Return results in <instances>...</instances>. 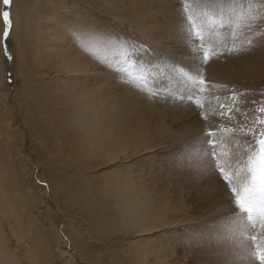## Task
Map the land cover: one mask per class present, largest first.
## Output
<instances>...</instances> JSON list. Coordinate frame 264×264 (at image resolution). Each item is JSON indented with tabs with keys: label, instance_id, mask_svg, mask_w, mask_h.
<instances>
[{
	"label": "bare ground",
	"instance_id": "bare-ground-1",
	"mask_svg": "<svg viewBox=\"0 0 264 264\" xmlns=\"http://www.w3.org/2000/svg\"><path fill=\"white\" fill-rule=\"evenodd\" d=\"M97 1L12 0L8 6L12 23L10 36L16 44V69L21 79V88L14 95L9 93L4 78L5 40L0 17V264H55L53 248L60 245L66 248L68 244L55 228L53 218L46 216L45 211L40 209V205L44 204L42 189L38 185L35 187L33 181H24L26 174L31 176L33 173L16 158L20 157L18 137L21 129H26L25 126L35 148V157L38 159L39 155L44 156L41 159L43 172H40L39 177L49 178L52 195L55 198L61 197L63 203L65 200L75 208L73 210L65 206L71 211L68 218L66 215L67 224L63 228L67 241L80 258L89 261L88 263L151 264V258L152 263L169 264L167 258L172 248L162 237H166L167 232H174L178 227L184 226L185 221L192 220L184 199L171 201L166 196L157 195L156 199L153 197V201L149 193L139 189L135 183V177L139 175L136 174L137 171H132L137 164L128 162L136 161L135 158L150 157L155 151L154 147L164 142L169 147H175L186 138L201 136L205 127L197 122L196 114L191 116L193 122H197L196 125H181L177 130L172 129L161 118L150 122L149 118L136 115V93L133 91H140L129 90L128 85L125 86L127 89L124 88L126 94H119L117 98L113 96L110 104L106 105L99 98L104 91L110 92L112 78L120 74L100 70L103 60L108 61L107 58H101V40L110 34L95 25L97 22L101 23ZM172 3L169 8L174 7L173 0ZM114 7L121 10L122 4ZM5 9L6 6L0 0V11ZM84 9L92 13V20L85 18L80 11ZM149 12L144 11L143 15H148ZM135 22L134 19L133 23L136 25ZM179 28L178 26L177 29ZM142 32L144 33L143 30ZM187 34L183 29L174 33L177 35L175 44L180 43L181 39L184 43V39H188ZM149 43L155 46L160 43V39L149 40ZM161 47H165L167 51L170 45ZM210 70L213 74H222L221 67L216 63ZM249 72L261 75L263 70L255 65L254 68L250 67ZM12 100L18 101L22 117L13 114ZM147 106L153 113L152 105ZM188 155L191 156L189 153ZM174 156L180 162L186 161L181 150ZM193 157L197 163V171H193L192 183L199 184L203 193L208 194L211 206L210 213L202 218L197 217L194 223L204 227H208L206 224L210 223L211 226L214 225L213 228L210 227L214 230L221 223L214 222L212 225L214 217L223 218L234 208L226 197L223 184L216 176L204 173V164H199L200 157L197 158L194 153ZM90 158L100 161L98 167L104 169L100 173L104 177L101 185L103 193L99 192L97 196L102 194L103 199H112L111 204L104 199L106 203L101 206L96 198L87 194L84 187L78 186L79 183L73 180V176L65 173L74 163L79 166ZM30 187L39 190V204L33 203L35 197L30 193ZM125 190L129 192L122 197ZM72 215H79L86 226L95 225L101 234L108 227H113L112 233L128 236L130 240L124 251H121V256L110 254V261L101 263L99 251L96 253L94 249L95 243L84 239L80 228L70 219ZM232 217L230 214L224 218L226 221L223 220L220 225L227 232L221 230L218 238V242L227 244L223 240L224 233L232 243L228 247L221 246L212 260L217 259L216 264H249L247 242L242 238L239 224ZM194 239L195 243L200 242L198 237ZM62 262L70 264L64 258Z\"/></svg>",
	"mask_w": 264,
	"mask_h": 264
},
{
	"label": "rangeland",
	"instance_id": "rangeland-1",
	"mask_svg": "<svg viewBox=\"0 0 264 264\" xmlns=\"http://www.w3.org/2000/svg\"><path fill=\"white\" fill-rule=\"evenodd\" d=\"M173 2L174 7L169 8L170 4L173 5L172 0L97 1L99 4L97 7L100 9H97V13L100 14L99 21L101 23L97 22L95 25L109 31L110 34L108 37L106 36L107 38L101 40L100 51L102 53L100 55L102 60L107 58L108 61L103 60L100 70L109 74H120V76L118 75L120 78L118 76L112 78L110 92L104 91L102 95L98 96L105 101L106 105L110 104L114 99L113 96L117 98L119 94H126L125 89L127 88L125 86L128 85L129 90L137 89L140 91H133L136 93V98L134 97L137 104L134 107L136 115L149 118L150 122L153 119L161 118L166 124L169 123L168 125L172 129L176 130L181 125L193 126L197 122L205 127V130L200 133L201 136L186 138L185 141L175 147H169L164 140H161L164 143L154 147L155 151L151 153L150 157L135 158L136 161L133 160L128 163L134 162V164H137L132 169L134 172L137 171L136 174L139 175L135 177L137 178L135 183L139 189L145 191L144 193H149L150 198H155L157 195L166 196V198L172 199L171 201L182 198L189 207L188 215L192 219L191 222L185 221L184 226L178 227L174 232H167V236L162 237L167 241V245L172 248L167 263L216 264L217 259L212 260L216 251L221 246L228 247L232 243L224 233H222L223 240L227 244L218 242L221 230L227 232L220 224L223 220L226 221L224 218L230 216V214L234 215V210L226 216H222L223 218H219L220 216L214 217L212 225L214 222L216 224L221 222L219 226L214 227L215 231L211 229L214 225L211 226L210 223L206 224L208 227L194 223L197 217L202 218L208 212L210 213L211 206L208 202V194L203 193L201 187L198 186L199 184L192 183V179H194L193 171L196 167L195 164H197L193 153L197 158L200 157L199 164L203 165L205 162L204 153L208 147L203 142V136L209 131H216L217 136L222 137L215 145L218 162L223 163L226 157L222 153L230 154L236 151L235 142L230 140L231 133L229 129L239 128L245 121L252 122L257 119H264V113L260 111L261 108H264V19L251 24L244 14L237 10L236 13L231 15L230 23L225 28L219 29L213 27V25H218L221 22L218 18L221 8L225 12V21H228L231 0H173ZM119 3L122 4L121 10L114 7ZM5 10H8V7ZM75 10L77 9L75 8ZM84 10L80 11L85 18L92 20V13L86 9ZM144 11H150L151 13L143 15ZM261 15L264 16V13ZM134 19L136 25L133 23ZM1 21L3 28H5L3 18ZM177 25L180 27L179 29H177ZM245 25L252 27L255 33L254 36L248 32ZM182 29L186 34L188 33V39H184V43L187 42L184 44L182 39L180 42L184 47L180 43L175 44L178 34L174 35V33ZM107 31L105 32L108 33ZM197 31L202 33L204 41V46L199 53L195 50L196 46L200 44L199 40L190 43L191 45L188 43L190 33L194 34ZM233 34L236 37L235 39H233ZM155 38L160 39V43H156L154 46L149 43V40ZM249 38L253 41L251 46L248 45ZM3 40H5L3 58L6 63L4 78L9 93L14 95L21 88V79L18 77L16 69L18 65L16 44L10 36V32L6 39L3 37ZM164 44L170 45L167 51L165 47H161L165 46ZM188 45L193 47L194 50ZM229 49L235 50L229 51ZM205 52L208 53L210 59L200 69V63ZM215 63L218 67H221L222 74L211 72L210 69ZM255 65L262 68L263 73L261 75L249 72L250 67L254 68ZM193 68L200 69L199 75ZM194 75L197 80L202 77L207 84V87L201 86L198 94L190 86L187 79ZM116 84L117 86H115ZM233 93L236 95L233 96ZM189 96L193 97L191 101L180 99ZM11 104L13 105V114L16 117H22V108H19L18 101L12 100ZM147 104L152 105L153 113ZM197 104H202L204 107L198 108L195 106ZM220 105L235 106L234 111L229 113L232 116L231 121L222 120L218 115L221 110ZM202 113L208 117L207 120L202 118ZM194 114L198 119L197 122L192 120L191 116H194ZM186 118H188V121ZM186 122L188 124H184ZM25 128L21 129L22 131L18 137L20 157L16 158L19 163L22 162L21 164L26 165L33 173H31V176L26 174L24 181H33L35 187L38 185L42 189L41 194L44 198V204H42L43 206L40 205V209L45 211L46 216L50 215L53 218L52 221L56 224L55 228L59 231L64 242L68 243L66 248L62 245L53 248L54 263L64 264L62 262L64 258L68 262L70 261V264H90L89 261L81 259L75 248L67 241L68 238L65 235L64 228L67 224L66 215L68 218L71 210L69 211L65 206L73 210L75 208L65 200L63 203L61 197L55 198L52 195L49 189L51 187L49 178L39 177V174L43 172L41 161L44 156L39 155L40 158L38 159L35 157V148L29 139L27 127L25 126ZM24 132L25 134H23ZM236 135L238 138L243 139L240 133H236ZM153 140L156 139L153 138ZM178 150H181V153L185 156V162H180L175 158L174 155ZM95 160L96 158H90L81 162L79 166L74 165V163L65 173L68 176H73V180L78 181V186L84 187L87 194L96 198L102 206L106 203L105 198H102V194L100 196H97V194L99 192L103 193L101 185L104 177L100 173L104 169L98 167L100 161ZM212 175L218 178V173ZM218 180L224 186L223 181L219 178ZM189 181L191 182L189 183ZM190 184H192V187ZM30 189V193L35 197L32 200L33 203L39 204L37 199V191L39 190L34 187H30ZM128 192L129 190H125L122 197H125ZM105 200L110 201L111 204L112 199ZM53 214L55 217H53ZM73 216L70 219L80 228L84 239L92 244L95 243L94 249L96 253L99 251L98 258L101 263L109 262L110 254L121 256V251H124L130 240L128 236L112 233L113 227H108L106 232L104 231L101 234L95 225L86 226L79 215ZM50 232H53V230H50ZM54 232L56 231L54 230ZM252 234L256 236L255 242H252L246 234H242V238L247 242V246H245L248 255L254 250L251 246L253 243L260 248H264V227L257 226ZM194 237H198L200 242L195 243ZM150 262L151 264H158L154 261L152 263L151 258ZM256 264H259V262L256 261Z\"/></svg>",
	"mask_w": 264,
	"mask_h": 264
},
{
	"label": "snow or ice",
	"instance_id": "snow-or-ice-1",
	"mask_svg": "<svg viewBox=\"0 0 264 264\" xmlns=\"http://www.w3.org/2000/svg\"><path fill=\"white\" fill-rule=\"evenodd\" d=\"M12 0H2L6 8L10 6ZM230 12L228 13V21H225V12L223 8L220 9L218 18L221 22L218 25H213L215 28H225L230 23L231 15L237 10L243 13L251 24L257 20L264 19L261 14L264 13V0H231L229 5ZM253 13H255L253 15ZM0 17L4 21L3 37L6 39L9 36L12 27L10 12L8 10L0 11ZM190 18V17H189ZM249 33L254 36L255 33L249 25H245ZM233 34V39H235ZM199 40L200 44L196 46V51L199 53L204 46L203 35L200 31L194 34L190 33L189 43ZM252 39H248V45L251 46ZM235 49H229L232 51ZM210 59L208 53H203V59L200 63V69L203 68L204 63ZM196 70L199 75V70ZM190 86L198 94L201 86H206V81L201 77L199 80L196 76L187 78ZM233 96L236 94L233 93ZM183 99H193L192 96L181 97ZM198 108H203L204 105H195ZM220 112L218 115L222 120L231 121L232 113L235 106L228 107L220 105ZM260 111L264 113V108ZM204 120L208 117L201 114ZM231 133L230 140L235 142L236 151L233 153H224L226 159L223 163L218 162V154L216 152V142L222 137L217 136L216 131H209L204 134L203 142L208 146L204 153L205 162L203 171L205 174L218 173V178L224 183L226 189V197L234 208V215L232 219L239 224L242 234H246L252 242L256 241V236L252 233L257 226L264 227V119H257L256 121H245L239 128L229 129ZM236 133H240L243 139L237 137ZM254 250L249 253V264H264V248L258 245H251Z\"/></svg>",
	"mask_w": 264,
	"mask_h": 264
}]
</instances>
